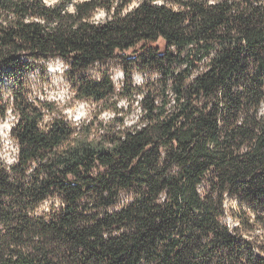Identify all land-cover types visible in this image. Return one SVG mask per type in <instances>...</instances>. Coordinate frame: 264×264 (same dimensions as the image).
I'll use <instances>...</instances> for the list:
<instances>
[{
	"label": "trees",
	"instance_id": "1",
	"mask_svg": "<svg viewBox=\"0 0 264 264\" xmlns=\"http://www.w3.org/2000/svg\"><path fill=\"white\" fill-rule=\"evenodd\" d=\"M55 57L109 121L75 127L29 96ZM114 58L119 91L85 73ZM134 64L152 77L134 84ZM115 96L139 104L133 123ZM10 112L0 264H264V0H0Z\"/></svg>",
	"mask_w": 264,
	"mask_h": 264
},
{
	"label": "rangeland",
	"instance_id": "2",
	"mask_svg": "<svg viewBox=\"0 0 264 264\" xmlns=\"http://www.w3.org/2000/svg\"><path fill=\"white\" fill-rule=\"evenodd\" d=\"M46 3H53L57 0H44ZM71 8V4L69 6ZM105 16L104 11L98 10L95 13L96 18H103ZM160 49L163 47V40L159 39L156 42ZM133 53V52H132ZM131 50L127 51V55L132 54ZM126 62H121L119 59L114 58L104 62H96L91 65L85 73L93 78H98L101 74H109L112 83L117 91L120 90L122 82L125 78ZM68 69V64L60 57H55L48 60L46 67L36 66L28 72L24 85L28 91L29 96L32 98H40L53 103L54 114L64 116V118L77 127L89 120H95L94 125L101 120L102 122L109 121L113 112L111 109H102V102H93L88 99H79L72 86V81L65 74ZM132 74V80L134 84H141L143 79H149L152 77L150 70L141 69L138 65H132L128 68ZM2 83L4 86L9 85V79L4 74L2 77ZM118 106L121 112L125 115V123L131 124L136 120L137 115L140 112L139 104L133 102L130 105V110L127 108V102L124 97L115 96ZM16 113L10 112L7 118L0 123L1 126V155L6 162H12L17 153V141L11 137L10 130L14 122L16 121ZM49 118L47 117V120ZM95 126L93 131L95 130ZM227 205L229 208H234L237 203L234 197H227ZM47 204L45 202L43 206ZM227 219H231L227 216Z\"/></svg>",
	"mask_w": 264,
	"mask_h": 264
},
{
	"label": "built area",
	"instance_id": "3",
	"mask_svg": "<svg viewBox=\"0 0 264 264\" xmlns=\"http://www.w3.org/2000/svg\"><path fill=\"white\" fill-rule=\"evenodd\" d=\"M0 133H1V129H0ZM17 151H18V146H17Z\"/></svg>",
	"mask_w": 264,
	"mask_h": 264
},
{
	"label": "bare ground",
	"instance_id": "4",
	"mask_svg": "<svg viewBox=\"0 0 264 264\" xmlns=\"http://www.w3.org/2000/svg\"><path fill=\"white\" fill-rule=\"evenodd\" d=\"M0 129H1V126H0Z\"/></svg>",
	"mask_w": 264,
	"mask_h": 264
}]
</instances>
